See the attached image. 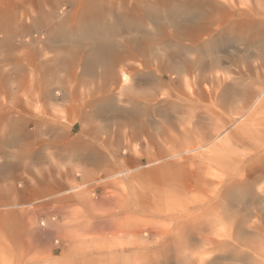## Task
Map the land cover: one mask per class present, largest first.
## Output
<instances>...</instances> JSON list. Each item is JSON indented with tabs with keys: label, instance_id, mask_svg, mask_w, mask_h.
I'll list each match as a JSON object with an SVG mask.
<instances>
[{
	"label": "rangeland",
	"instance_id": "374dc122",
	"mask_svg": "<svg viewBox=\"0 0 264 264\" xmlns=\"http://www.w3.org/2000/svg\"><path fill=\"white\" fill-rule=\"evenodd\" d=\"M77 57L138 62L143 95L116 99L158 157L74 200L7 197L0 264H264V0H0L15 94L60 95Z\"/></svg>",
	"mask_w": 264,
	"mask_h": 264
},
{
	"label": "crops",
	"instance_id": "0c3cea01",
	"mask_svg": "<svg viewBox=\"0 0 264 264\" xmlns=\"http://www.w3.org/2000/svg\"><path fill=\"white\" fill-rule=\"evenodd\" d=\"M78 57L71 65L75 72L61 80L60 95L42 94L37 88L15 94L11 89L14 80L5 72L7 68H0V188H6L0 202H6L7 197L50 198L61 203L74 200L76 187L119 180L128 168L149 164L158 157L154 147L140 141L141 122L127 121L116 99L119 92L143 95L140 77L144 72L137 68L138 62L84 63ZM38 64L33 61L34 66ZM174 65L172 59L168 92H174L169 87L175 77ZM81 68L87 70L86 75L77 74ZM122 68L132 71L129 75L134 88L112 86L111 76H118ZM195 72L190 70L192 75ZM40 80L28 78L26 86L35 87ZM146 94L150 99L154 95L153 91ZM113 107L118 114L110 119L106 115ZM166 147L175 146L168 141ZM16 183H23L22 188Z\"/></svg>",
	"mask_w": 264,
	"mask_h": 264
},
{
	"label": "bare ground",
	"instance_id": "6f19581e",
	"mask_svg": "<svg viewBox=\"0 0 264 264\" xmlns=\"http://www.w3.org/2000/svg\"><path fill=\"white\" fill-rule=\"evenodd\" d=\"M54 238V237H53Z\"/></svg>",
	"mask_w": 264,
	"mask_h": 264
}]
</instances>
